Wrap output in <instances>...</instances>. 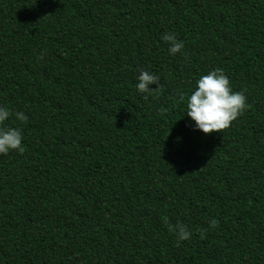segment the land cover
<instances>
[{
    "label": "trees",
    "instance_id": "trees-1",
    "mask_svg": "<svg viewBox=\"0 0 264 264\" xmlns=\"http://www.w3.org/2000/svg\"><path fill=\"white\" fill-rule=\"evenodd\" d=\"M217 67L246 108L205 134ZM0 105V264H264V0H0Z\"/></svg>",
    "mask_w": 264,
    "mask_h": 264
},
{
    "label": "clouds",
    "instance_id": "clouds-1",
    "mask_svg": "<svg viewBox=\"0 0 264 264\" xmlns=\"http://www.w3.org/2000/svg\"><path fill=\"white\" fill-rule=\"evenodd\" d=\"M161 40L167 43V52L169 55H175L183 48V42L176 38L175 33L169 32L161 36ZM134 85L137 92L141 93L144 99H147L155 89L160 87L159 77L153 73L139 69L135 77ZM155 84V88L149 85ZM185 101L187 117L192 121L193 130H199L202 133L221 131L229 127L246 108V98L242 92L233 91L228 77L221 68L209 70L206 74L200 75L195 81V87L182 97ZM10 109L7 106L0 105V154H7L10 150L23 152L22 135L19 128L9 127L4 122L11 116ZM15 119L24 121L27 116L23 112H15ZM179 140L180 138L177 137ZM217 221L213 218L209 221L211 227H215ZM174 231L177 243L186 240L191 233L182 223L175 226H169Z\"/></svg>",
    "mask_w": 264,
    "mask_h": 264
}]
</instances>
